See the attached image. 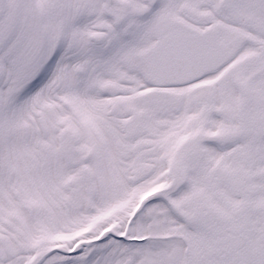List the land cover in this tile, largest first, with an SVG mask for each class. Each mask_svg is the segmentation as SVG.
I'll return each mask as SVG.
<instances>
[{"label": "snow or ice", "instance_id": "1", "mask_svg": "<svg viewBox=\"0 0 264 264\" xmlns=\"http://www.w3.org/2000/svg\"><path fill=\"white\" fill-rule=\"evenodd\" d=\"M0 264H264V0H0Z\"/></svg>", "mask_w": 264, "mask_h": 264}]
</instances>
